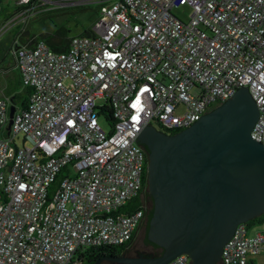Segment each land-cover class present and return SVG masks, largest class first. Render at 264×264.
I'll use <instances>...</instances> for the list:
<instances>
[{
  "label": "built area",
  "instance_id": "1",
  "mask_svg": "<svg viewBox=\"0 0 264 264\" xmlns=\"http://www.w3.org/2000/svg\"><path fill=\"white\" fill-rule=\"evenodd\" d=\"M98 1L90 33L67 50L11 47L30 93L10 126L14 103L0 96V264H82L91 247L130 241L144 209L122 207L143 188L137 139L154 120L181 130L248 86L260 113L251 136L264 141V0ZM182 2L188 20L172 11ZM249 227L236 226L222 264H254L264 252V227ZM189 262L183 253L166 264Z\"/></svg>",
  "mask_w": 264,
  "mask_h": 264
},
{
  "label": "water",
  "instance_id": "2",
  "mask_svg": "<svg viewBox=\"0 0 264 264\" xmlns=\"http://www.w3.org/2000/svg\"><path fill=\"white\" fill-rule=\"evenodd\" d=\"M16 107L10 105L9 126ZM248 86L238 88L175 133L145 126L147 180L154 198L148 237L153 255H103L127 264H166L180 254L189 264H219L223 245L240 222L264 213V141L251 136L259 116Z\"/></svg>",
  "mask_w": 264,
  "mask_h": 264
},
{
  "label": "rangeland",
  "instance_id": "3",
  "mask_svg": "<svg viewBox=\"0 0 264 264\" xmlns=\"http://www.w3.org/2000/svg\"><path fill=\"white\" fill-rule=\"evenodd\" d=\"M98 0H78L75 3H70L69 0H33L29 7L19 6L16 0H2L0 3V96L5 92H9L10 86H7L6 78H8L2 69L11 62L10 46L14 38L22 37L27 34L39 35L41 32H52L60 27L64 28L65 35L72 37L83 33L84 30L92 27L99 15ZM28 5V4H27ZM26 5V6H27ZM25 11H24V9ZM172 11L184 20H188L192 14V8L182 2L175 6ZM19 19V21H17ZM5 21V25H1ZM20 24H15V23ZM3 26V27H2ZM26 30V33L22 34ZM17 93H25V87H17ZM20 103V101H18ZM17 102V103H18ZM18 103V104H19ZM103 103V99H98V104ZM99 121L107 130L110 125L106 122L102 115L99 116ZM156 125L160 124L154 120ZM23 134L16 137L13 145L21 146L24 144ZM25 144H31L30 141H25ZM249 222V221H248ZM250 227L248 234L252 235L256 229L264 227V221L258 223L249 222ZM144 226L138 229L135 238L133 239L129 249L124 253L127 255H139L141 253H149L154 251L155 254L161 252V248L144 247ZM254 264H264V252L255 254L253 257ZM37 264H56L54 262H38ZM108 264V263H104ZM220 264V263H219Z\"/></svg>",
  "mask_w": 264,
  "mask_h": 264
},
{
  "label": "trees",
  "instance_id": "4",
  "mask_svg": "<svg viewBox=\"0 0 264 264\" xmlns=\"http://www.w3.org/2000/svg\"><path fill=\"white\" fill-rule=\"evenodd\" d=\"M91 31V27L84 30L83 33H90ZM26 33V30L23 31L22 34ZM26 36H28V45H31L32 43L36 42L37 40H44L49 46H51L54 50L57 51H65L68 49L69 47V42H70V37H67L65 35V31L63 27H60L58 29H55L52 32H41L39 35H29L27 34ZM10 77V76H9ZM10 81H8V85L11 88H9V92H6L7 95H11V100L12 102L16 103L18 101L21 102L22 107H25L27 104V99H28V95L30 93V88L25 86V93L26 94H20V93H15V88H17V85L21 84L22 81L18 78H10ZM21 82V83H20ZM102 113L105 115V118L108 120L109 124L112 126L113 121H114V117L112 115V111L108 106H105L102 108ZM173 133L179 131V130H171ZM145 153H146V163H148V149L143 146ZM145 174H144V183H143V188L141 189V191L144 189L145 185H146V180H147V166L145 168ZM140 191V192H141ZM139 207H143L142 203L140 201V193L135 196L132 200H130L127 204L123 205V210H132V209H136ZM153 211L151 210L150 213V217L148 222L145 225V233H144V240L148 243L153 244L156 248H161V252H162V247H160L158 244L154 243L153 241H151L148 237V228H149V222H150V218L152 216ZM264 221V213L249 220V222L251 223H258V222H262ZM139 228V227H138ZM138 231V229H137ZM135 232L133 238L126 242V243H122L119 245H102V246H97V247H91L88 249V251L86 252V256L83 259V263L82 264H94L96 259L100 256L103 255H116V254H124L130 247L133 239L136 236ZM160 252V253H161ZM155 254V253H154ZM159 254V253H158ZM145 255H153L150 253H146ZM102 264V263H101Z\"/></svg>",
  "mask_w": 264,
  "mask_h": 264
},
{
  "label": "flooded vegetation",
  "instance_id": "5",
  "mask_svg": "<svg viewBox=\"0 0 264 264\" xmlns=\"http://www.w3.org/2000/svg\"><path fill=\"white\" fill-rule=\"evenodd\" d=\"M153 124L154 123H152L150 125H153ZM158 127L163 129V130H165V131H167V132H169V133H172L171 130H166V129L160 127V126H158ZM140 201H141L143 209H144V215H143V218L141 219V222L139 224V228L144 226V229H145V225H146V223L149 220L151 210L154 211V198H153V195L151 194V192L149 190L148 180H146V185H145L144 189L140 192ZM142 245L144 247H147V248H152V249L156 248L153 244L148 243L145 240L143 241ZM149 253L150 254H154L155 252L152 251V252H149ZM141 254H144V253H141ZM104 263H108V264H127V263H121V262H118V261H115V260H110V259H104L102 261V264H104Z\"/></svg>",
  "mask_w": 264,
  "mask_h": 264
},
{
  "label": "crops",
  "instance_id": "6",
  "mask_svg": "<svg viewBox=\"0 0 264 264\" xmlns=\"http://www.w3.org/2000/svg\"><path fill=\"white\" fill-rule=\"evenodd\" d=\"M17 21H19V19L17 20ZM16 21V22H17ZM5 21H3L2 22V24L1 25H5ZM15 24H20V23H15ZM2 26V27H3ZM1 30V29H0ZM27 44L28 43V36H22V37H16V38H14V40H13V43H12V45L10 46V55H11V62H9L6 66H4L3 68H1L2 69V73H4L8 78H6V83H7V85H8V81H10L9 79L12 77V78H18L19 77V79L21 80V78H20V72H19V69H18V67L16 66V63H15V59H14V56H13V54H12V52H11V47L13 46V44L15 45V44ZM35 43V42H34ZM34 43H32V44H34ZM28 45V44H27ZM10 76V77H9ZM21 83V82H20ZM7 85H6V87H7ZM23 86V84L21 83V84H19V85H17V87H19V86ZM25 87V86H24ZM26 88V87H25ZM17 89L18 88H15V93H17ZM20 94L22 93V92H19ZM1 96H10L11 97V95H7V93L5 92L3 95H1ZM14 103V102H13ZM19 103V102H18ZM17 102L16 103H14V105L16 106V107H22V104H21V102L18 104ZM263 214V213H262ZM259 216V215H258ZM257 217V216H256ZM255 218V217H254ZM253 219V218H252ZM251 220V219H250ZM220 264H222L221 263V261L219 262Z\"/></svg>",
  "mask_w": 264,
  "mask_h": 264
}]
</instances>
